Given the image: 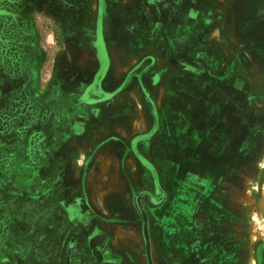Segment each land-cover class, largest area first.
<instances>
[{
	"label": "crops",
	"instance_id": "0c3cea01",
	"mask_svg": "<svg viewBox=\"0 0 264 264\" xmlns=\"http://www.w3.org/2000/svg\"><path fill=\"white\" fill-rule=\"evenodd\" d=\"M47 1L0 0V21L6 32L28 28L36 36L34 23L49 22L47 41L54 43L57 34L63 39L44 68L51 76L59 74L46 84L58 90L52 99L60 109L50 123L59 126L65 119L69 124L67 138L60 137L69 153L61 164L73 167L64 207L70 230H78L74 248L84 241L102 264H147L140 199L154 264H248L249 228L251 236L261 233L259 244H264V197L249 196L248 167L258 170L262 163L247 158L242 94L215 107L216 117L198 91H190L211 64V59L199 60L200 23L206 21L199 15L200 0H171L176 44L163 38L164 0ZM180 7L185 17L179 20ZM263 11L264 0H236L224 17L222 38L231 40L223 52L238 57L243 68L251 64L264 70L259 65ZM99 22L107 69L95 100L87 102L78 98L97 85ZM16 45L11 48L15 68L25 49L22 39ZM30 64L17 68L15 76H26V67L33 70ZM221 80L227 84L226 77ZM205 81L204 88L215 85ZM221 127L224 144L215 138ZM160 199L159 206L152 205ZM251 207L260 232L249 223Z\"/></svg>",
	"mask_w": 264,
	"mask_h": 264
},
{
	"label": "rangeland",
	"instance_id": "374dc122",
	"mask_svg": "<svg viewBox=\"0 0 264 264\" xmlns=\"http://www.w3.org/2000/svg\"><path fill=\"white\" fill-rule=\"evenodd\" d=\"M14 1L20 3L26 0ZM40 1L48 3L47 0ZM170 2L171 0L163 1V10H167L164 15L166 20L163 21L167 33H164L163 38L168 36L169 40L171 37L175 43L176 28L173 22H169L174 18L170 10L174 4L171 5ZM199 3V15L206 19L204 23H200L199 60L202 63L211 59V64L201 71V80L189 85L190 91L196 89L200 102L208 105V109L216 117L218 114L215 107L223 106L225 101H230L229 98L232 100L242 94L243 104L247 107L239 112H242V121L247 126L246 136L244 135L248 146L247 154L248 157L258 158L262 163L258 170L252 165L248 167V194L252 198H263L264 70L260 67L256 69L251 64L243 68L238 57L223 52L225 42L231 40L229 37L222 38L224 17L228 14L229 5L235 4L236 0H200ZM251 4L255 9L256 4ZM193 11L197 12L196 6ZM178 13L179 20L181 15L185 17V7L178 8ZM48 23H34L40 32L36 36V32L29 31L28 28L15 32L13 27L6 32V23L0 21V264H102L84 241L74 248L78 230L71 231L69 222L65 219L64 203L70 193L73 167L61 164L62 156L69 153H65L67 143L60 137L67 138L69 124L65 119L59 126L50 123L60 109L57 104L54 106L52 99L58 90L46 84L59 74L51 76L47 68H44L47 67L49 58L52 59L51 53H58L62 47L63 39L57 34L54 43L47 41L48 30L45 26ZM68 25L67 23L66 26ZM72 30L71 27L68 29L69 36ZM16 39H22L25 49L15 68L11 67L15 62L11 48H17ZM96 39L97 35L95 42L105 58L104 42ZM9 42L12 43L10 47ZM35 46L37 48L34 49ZM169 48L175 53L176 47ZM212 53H215V58ZM246 56L252 60L253 55L247 53ZM261 60L259 65L264 68V57ZM25 63H31L33 70L26 67V76H22V73L15 76L17 68L25 67ZM106 69L107 64L104 63L95 77L97 85L87 92L83 90L78 99L84 98L87 102L95 100ZM23 77L27 78L28 84L17 83L22 82ZM223 77L227 78V84L221 80ZM205 79L215 81V85L211 82L209 87L204 88ZM172 92L175 94V87ZM219 130L221 132L215 138H219L224 144L223 127ZM71 159L72 156L69 161ZM256 211L255 207L249 210V223H254V228H259L261 223L257 224L255 220ZM250 224L249 227H252ZM251 230L249 228L248 264H264V244H259L261 233L255 231L251 236ZM260 230L259 228L258 231ZM188 262L189 260H184L182 264Z\"/></svg>",
	"mask_w": 264,
	"mask_h": 264
},
{
	"label": "water",
	"instance_id": "95a60500",
	"mask_svg": "<svg viewBox=\"0 0 264 264\" xmlns=\"http://www.w3.org/2000/svg\"><path fill=\"white\" fill-rule=\"evenodd\" d=\"M137 209L139 210L143 221V239L145 242L147 264H154L151 251V239L149 234V220L147 213L143 208V205L141 204L140 199L137 200Z\"/></svg>",
	"mask_w": 264,
	"mask_h": 264
},
{
	"label": "flooded vegetation",
	"instance_id": "af4514ba",
	"mask_svg": "<svg viewBox=\"0 0 264 264\" xmlns=\"http://www.w3.org/2000/svg\"><path fill=\"white\" fill-rule=\"evenodd\" d=\"M263 12H264V11H263ZM96 40H97V41H98V40H102V41H103L102 34H101V23H100V22H99L98 36H97V39H96ZM95 48H97L98 51H99V56H100V60H101V66H102L104 63L107 64L105 58H103V56H102L101 49H100L99 46H97V43H96V42H95ZM99 49H100V50H99ZM101 56H102V57H101ZM247 158H248L249 160L252 159V157H248V154H247Z\"/></svg>",
	"mask_w": 264,
	"mask_h": 264
},
{
	"label": "trees",
	"instance_id": "16d2710c",
	"mask_svg": "<svg viewBox=\"0 0 264 264\" xmlns=\"http://www.w3.org/2000/svg\"><path fill=\"white\" fill-rule=\"evenodd\" d=\"M155 201L156 200H154L153 203H152L153 206H159L162 203V199H160V200H158L156 202Z\"/></svg>",
	"mask_w": 264,
	"mask_h": 264
}]
</instances>
